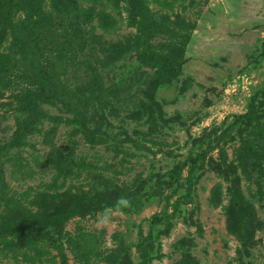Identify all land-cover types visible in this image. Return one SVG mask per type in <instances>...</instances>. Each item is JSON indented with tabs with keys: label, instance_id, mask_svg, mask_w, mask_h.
Returning a JSON list of instances; mask_svg holds the SVG:
<instances>
[{
	"label": "rangeland",
	"instance_id": "1",
	"mask_svg": "<svg viewBox=\"0 0 264 264\" xmlns=\"http://www.w3.org/2000/svg\"><path fill=\"white\" fill-rule=\"evenodd\" d=\"M6 25L0 224L85 202L0 264H264V0H36Z\"/></svg>",
	"mask_w": 264,
	"mask_h": 264
},
{
	"label": "trees",
	"instance_id": "2",
	"mask_svg": "<svg viewBox=\"0 0 264 264\" xmlns=\"http://www.w3.org/2000/svg\"><path fill=\"white\" fill-rule=\"evenodd\" d=\"M36 0H8L5 7H3L0 11V52L3 47V39L6 35L5 26L7 22L10 21L11 18L14 17L16 7L21 3H34ZM1 56V54H0ZM12 74V73H10ZM0 75L3 79H7L9 77V71L4 67L3 62H0ZM252 104L250 105L251 108ZM250 114V110L242 115H235L234 121L229 125L228 128L233 127L237 121L242 119L243 117H247ZM87 134L93 138L98 134L95 131L88 129ZM95 139V140H96ZM82 197V195H79ZM107 198L106 196H101L100 199L104 200ZM106 200V199H105ZM85 202L83 198H75L68 207L64 211L56 212L50 215L46 213L36 211L34 214H30L27 216H18L13 219L10 223L0 224V244L6 245L8 241V236H11L14 239L21 240H35L37 236L47 239L51 237L54 233L57 235L63 236L64 233V225L65 223L74 215L78 208L82 206ZM5 225V226H4ZM31 225H36L42 227V231L38 233L33 238L28 239L29 237V227ZM48 226H52V230L48 228Z\"/></svg>",
	"mask_w": 264,
	"mask_h": 264
},
{
	"label": "clouds",
	"instance_id": "3",
	"mask_svg": "<svg viewBox=\"0 0 264 264\" xmlns=\"http://www.w3.org/2000/svg\"><path fill=\"white\" fill-rule=\"evenodd\" d=\"M120 203H121V204H126L127 201H126V200H121Z\"/></svg>",
	"mask_w": 264,
	"mask_h": 264
}]
</instances>
